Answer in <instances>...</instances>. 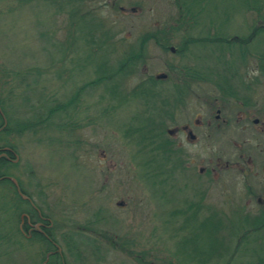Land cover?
<instances>
[{"label": "rangeland", "instance_id": "rangeland-1", "mask_svg": "<svg viewBox=\"0 0 264 264\" xmlns=\"http://www.w3.org/2000/svg\"><path fill=\"white\" fill-rule=\"evenodd\" d=\"M255 1L209 0L206 4L200 23L223 24L234 44H195L202 36L197 30L183 44L171 47L174 52L154 40L147 41L144 62L122 78L120 91L130 98L137 84L153 76L162 80L163 93L173 94L175 84L188 78L186 66L199 72L212 68L216 78L217 73L225 76L227 68L255 78L264 69L263 60H259L264 57V34L258 33L264 28V19L248 12L247 5ZM90 2L113 30V43L106 45L109 61L117 69L127 48L139 50L148 32L173 23L177 15L174 0ZM76 34L68 12L47 2L0 0V100L7 114L25 121L55 101H76L35 131L18 134L13 122L10 134L2 135L0 141V146H7L5 142L14 146L16 166L10 168V175L51 221V231L67 264H246L252 254H260V249H254L256 242L240 249L242 241L235 237L245 222L242 210L252 218L259 209L255 203L239 208L243 203L232 198L227 156L212 157L216 150L219 154L225 151L224 143L205 139L195 143L183 132V125L191 124L200 136L195 121L200 115L212 116V120V106L223 105L215 102L214 85L188 79L191 87L185 94V106L175 111V121L168 122L166 130L179 149L175 156L184 168L173 173L169 185L152 186L144 178V155L138 152L136 136L125 135L134 116L145 107L138 99L122 102L121 92L113 93L114 81L93 83L95 65L105 53L91 56L93 44L77 41ZM175 40L180 42L181 35ZM242 42L255 49V56L246 57V62L241 56ZM154 116L163 118L160 111ZM224 139L228 140V135ZM165 164L159 162L162 167ZM239 186L235 188L237 196ZM200 197L205 208L198 213V220L187 214L172 216L188 202H199ZM12 198L14 187L0 186V208L6 210L0 211V222L11 220L17 226L21 216L10 208ZM30 207L24 203L21 213ZM214 211L215 218L200 225ZM71 234L81 240L78 257L68 251ZM17 239L20 244L15 243ZM45 252L44 243L16 236L10 244L1 245L0 264H46L50 254Z\"/></svg>", "mask_w": 264, "mask_h": 264}, {"label": "trees", "instance_id": "trees-1", "mask_svg": "<svg viewBox=\"0 0 264 264\" xmlns=\"http://www.w3.org/2000/svg\"><path fill=\"white\" fill-rule=\"evenodd\" d=\"M33 0H20L21 3L31 2ZM38 2H47L59 11L68 12L69 16L72 18V25L76 31V40H81L83 44H93V51L90 50V55H100L103 52L104 56L102 61L95 65L94 73L95 79L93 83H105V82H116L113 85V93L121 92L123 95L122 102L128 99L140 100L144 105V109L141 113L134 116L132 124L127 129L125 135L128 138L136 136L139 149L138 152L144 155V159L141 162L143 168L146 169V174L144 178L152 183V186L157 185H169L172 180V175L176 170L183 169L184 166L182 162L178 159L179 149L175 142H173L167 134L168 122H174L175 111L181 109L185 106V94L187 89L191 87V83L188 79L196 81H206L214 85V88L224 91L228 88L230 78L234 74H238L236 69L230 70L227 68L224 70V75L217 78L212 74L213 72H199L194 68H184L185 77L187 80L175 84V92L173 94H165L160 90V85L162 80L154 78L153 76L142 80L136 87L132 90L129 97L120 91V85L122 83V78L129 76L133 71L137 70L138 65L144 62L142 58L145 57V47L147 41L154 40L155 43L159 44L163 49L169 50L171 47L178 46L184 43V39L192 35L195 30H197L198 37L195 44H234L233 35L227 29L223 30L222 25H216L210 22L207 25L200 23V18L206 10V4L209 0H174V4L177 8V15L173 23L166 24L162 27H157L155 30L148 32L147 38L141 42L142 44L137 50L136 46H131L126 49L119 61L120 69H117L114 65H111L109 61V55L106 44H112L114 33L110 26L103 21L100 14H97V8L90 2V0H35ZM248 12H252L259 19H264V0H256L255 2H247ZM228 20V18H227ZM225 19V21H227ZM253 26V25H252ZM258 33L264 34V28L261 27ZM181 35V41L176 42L175 38ZM125 39V38H124ZM246 39V38H243ZM247 40V39H246ZM202 41V43H201ZM246 43V42H245ZM248 44V42H247ZM256 44V43H249ZM241 46V56L243 59L249 58L250 56H255L252 52L255 49H251L250 46L243 44ZM175 47V48H176ZM110 48V47H109ZM177 50V48H176ZM101 52V53H99ZM226 55V54H225ZM264 57H260L259 60L262 61ZM130 69V70H129ZM119 72L121 74H119ZM136 72V71H135ZM39 74V73H38ZM119 74V75H118ZM18 76V73H14ZM213 75V76H212ZM121 78V79H119ZM73 100V99H72ZM69 100L67 103L56 102L44 107V112L36 115L35 118L29 120H20L11 118L7 112L5 104L0 100V141L2 140V135L10 134V126L13 122L16 124L14 132L18 134H23L27 131H35L39 126H45L52 117L58 113L66 112L73 105H76V101L73 102ZM121 104V103H120ZM118 105L113 106L115 109ZM161 112L163 118L156 119L155 114ZM143 114V115H142ZM142 118V119H141ZM7 146H0V186L11 184L14 187V198L9 200L11 203L10 208L21 216L20 223L15 226V221L3 222L0 225V248L1 245L13 242L14 237L20 236L26 238L30 241L36 240L39 243H44L46 246L45 254H50L49 259L46 264H67L66 256L61 248L57 244V239L51 231L52 223L50 220L45 218L42 213L33 205L32 200L23 197L20 191L26 195L25 190L20 186H16L13 178L11 177L10 168L16 166L12 158L16 154V150L12 144H7ZM177 155V156H175ZM160 161H164L165 166L159 165ZM20 189V191H19ZM27 196V195H26ZM201 196V195H200ZM199 202H188L185 208L177 209V211L172 213V216L177 214H187L191 219H197L198 213L201 212L203 207L204 198L200 197ZM24 203L31 204L27 213L22 214V206ZM2 207V206H1ZM5 210L4 208L0 211ZM6 211V210H5ZM243 212V219H245L244 224L235 233V237L239 236L242 241V246L240 249H248L251 243L254 241V249H260V254H252L248 258L246 264H264V215H256L255 217H249L248 214ZM216 211L206 216L200 222V225L204 223L211 222V219L215 218ZM217 214V213H216ZM32 219V221H31ZM33 219H37L40 224ZM221 221V219L219 220ZM38 223V224H37ZM223 223V222H222ZM184 225H180L182 229ZM219 230H223V224L218 225ZM261 235V237H256ZM75 238V235L71 234L69 236L68 251L73 256L79 254V243ZM20 240L15 241L16 244H20ZM256 253V252H255ZM175 257V256H174ZM46 260V256H44ZM179 262V261H178ZM183 264L182 262H179ZM227 264V263H226Z\"/></svg>", "mask_w": 264, "mask_h": 264}, {"label": "flooded vegetation", "instance_id": "flooded-vegetation-1", "mask_svg": "<svg viewBox=\"0 0 264 264\" xmlns=\"http://www.w3.org/2000/svg\"><path fill=\"white\" fill-rule=\"evenodd\" d=\"M229 80L226 90L214 89L215 102L221 101L223 105L212 106L213 119L200 115L195 121L200 136L194 133L191 124L183 125V132L187 140L195 143L202 139L224 143L226 152L219 154L216 150L212 157L227 156L232 198L235 196L242 202L238 207L243 209L255 203L257 215H264V69L252 79L250 74L238 73ZM226 135L228 140L224 139Z\"/></svg>", "mask_w": 264, "mask_h": 264}, {"label": "water", "instance_id": "water-1", "mask_svg": "<svg viewBox=\"0 0 264 264\" xmlns=\"http://www.w3.org/2000/svg\"><path fill=\"white\" fill-rule=\"evenodd\" d=\"M160 77H163L164 78V77H166V75H162ZM12 180L14 181V183L16 184V186H18V188H19L18 181L16 179H14V178ZM19 191H20V189H19ZM20 193L23 195V197L28 198V196L24 195L21 191H20Z\"/></svg>", "mask_w": 264, "mask_h": 264}]
</instances>
